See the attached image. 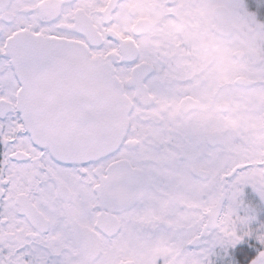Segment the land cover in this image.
<instances>
[{
    "label": "snow or ice",
    "instance_id": "6c2138e0",
    "mask_svg": "<svg viewBox=\"0 0 264 264\" xmlns=\"http://www.w3.org/2000/svg\"><path fill=\"white\" fill-rule=\"evenodd\" d=\"M0 264H264V0H0Z\"/></svg>",
    "mask_w": 264,
    "mask_h": 264
}]
</instances>
